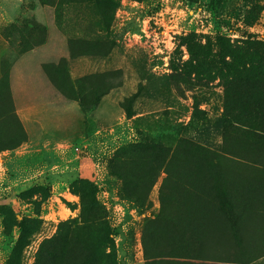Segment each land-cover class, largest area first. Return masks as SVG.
Masks as SVG:
<instances>
[{
    "label": "rangeland",
    "instance_id": "obj_1",
    "mask_svg": "<svg viewBox=\"0 0 264 264\" xmlns=\"http://www.w3.org/2000/svg\"><path fill=\"white\" fill-rule=\"evenodd\" d=\"M61 2L56 10L37 0H0V79L6 75L26 133L15 148L0 150V264H32L41 241L61 221L78 219L85 183L102 209L96 222L107 230L97 262L144 264L141 230L158 211L164 173L140 206L124 196L108 162L126 145L143 141L207 159L221 153L224 136H230L221 119L225 63L231 48L251 51L242 41L264 42V0ZM30 18L46 28L38 45L44 63L68 61L59 73L66 88L80 74L115 68L121 85L91 108L67 98L43 63L26 56L30 50L17 52L13 37ZM79 35L96 40L101 51L110 47L109 53L67 59V39ZM136 91L134 113L126 117L120 102ZM194 98L201 112L192 120Z\"/></svg>",
    "mask_w": 264,
    "mask_h": 264
},
{
    "label": "trees",
    "instance_id": "obj_2",
    "mask_svg": "<svg viewBox=\"0 0 264 264\" xmlns=\"http://www.w3.org/2000/svg\"><path fill=\"white\" fill-rule=\"evenodd\" d=\"M37 1L56 10L62 3ZM21 25L20 34L13 37L18 54L42 44L46 35L45 25L35 19ZM25 34L28 39L21 41ZM242 42L251 51L231 48L230 61L225 63L221 119L230 136H224L217 157L207 159L198 152L171 151L143 141L126 145L108 162L111 174L122 182L124 196L140 206L146 204L159 173H164L158 211L141 230L144 264H256L264 258V42ZM98 44L83 35L69 37L66 58H103L110 47L101 51ZM67 62L62 57L60 64L46 62L42 68L55 87L82 108L94 107L121 85L120 70L115 68L80 74L68 89L59 77L61 70L68 69ZM5 78L0 79V150L13 149L26 138ZM136 95L137 91L120 102L126 117L134 113ZM192 107L193 120L201 112L195 98ZM5 121L8 128L2 126ZM79 191L78 219L61 221L56 232L41 241L32 264H99L96 257L108 242L107 230L96 222L102 209L91 185L85 183Z\"/></svg>",
    "mask_w": 264,
    "mask_h": 264
},
{
    "label": "crops",
    "instance_id": "obj_3",
    "mask_svg": "<svg viewBox=\"0 0 264 264\" xmlns=\"http://www.w3.org/2000/svg\"><path fill=\"white\" fill-rule=\"evenodd\" d=\"M38 22H40V21H38ZM40 46H37V47L31 49L27 53L28 55H26V56H28L30 58H34L36 60L37 65H41L42 63H44V59L43 58H40V56H39L40 52L38 50H39ZM66 56H68V49H67V52H66ZM263 234H264V232H263Z\"/></svg>",
    "mask_w": 264,
    "mask_h": 264
}]
</instances>
